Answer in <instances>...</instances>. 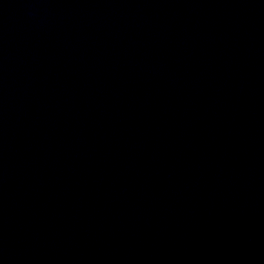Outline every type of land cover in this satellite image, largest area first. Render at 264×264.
<instances>
[{
  "label": "water",
  "instance_id": "obj_1",
  "mask_svg": "<svg viewBox=\"0 0 264 264\" xmlns=\"http://www.w3.org/2000/svg\"><path fill=\"white\" fill-rule=\"evenodd\" d=\"M0 264H264V0H0Z\"/></svg>",
  "mask_w": 264,
  "mask_h": 264
}]
</instances>
